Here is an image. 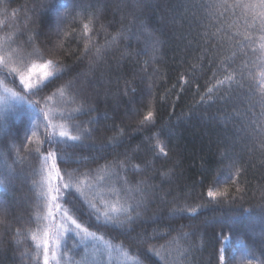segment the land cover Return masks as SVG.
I'll return each instance as SVG.
<instances>
[{
    "label": "snow or ice",
    "instance_id": "6c2138e0",
    "mask_svg": "<svg viewBox=\"0 0 264 264\" xmlns=\"http://www.w3.org/2000/svg\"><path fill=\"white\" fill-rule=\"evenodd\" d=\"M88 6L94 11L82 16V0H32L31 7L26 4L22 10L27 22L41 28L46 43H36L35 31L23 44L12 36L0 41V86L4 88L0 95V190L8 194L0 201V226L4 229L0 231V250L5 244L2 237L15 223L19 225L13 234L18 264H40L41 260L42 264H106L105 258L116 264L120 258L127 259L133 248L136 264H143L146 254L165 264L170 259L172 264H185L189 258L198 264L195 254L203 246V224L181 221L227 203L241 211L233 212L232 219L219 226V247L214 248L208 264H234V255H228L234 242L250 251V237L241 233L235 218L258 213L257 226L264 237V198L244 208L243 196L237 198L227 190L228 183L242 176L234 159L235 148L227 144L218 146L223 149L220 163L227 162L229 169L226 180L217 173L206 193H199L196 199L184 193L176 183L183 176L181 158L172 159L176 125L171 120L162 123L151 102L159 71L156 54L163 47L162 34L148 23L147 14L155 6L148 0H106L99 8L91 3ZM181 7L183 15L191 12L198 20L207 21L201 25L208 46L205 51L218 57L216 68L211 69L210 86L201 93L196 84L199 104L227 106L243 96L247 109L240 115L251 113L250 123L243 128H251L253 150L260 152L264 164V0H188ZM107 13L119 16V20L106 25ZM37 16L49 18L47 29ZM69 17L80 19L79 39L73 38L77 43L83 41L82 49L65 53L75 56L72 66L58 58L65 38L77 33L75 28L64 31ZM169 21L173 27H182L175 15L163 14L162 22ZM113 24L118 26L109 38L108 29ZM131 38L137 40L138 47L126 45L113 58V65L107 53ZM236 49L254 57L245 62L244 69L233 67ZM126 59L134 63L128 71L124 70ZM248 63L254 64L255 72L248 71L246 78ZM190 67L194 73L197 65ZM184 76L181 73L173 88L184 91L188 83ZM17 78L15 89L7 86L15 85ZM102 100L111 101L104 112L99 111ZM231 114L225 112V124ZM137 135L141 139L131 147ZM148 228H152L151 234ZM161 230H166L164 236L176 233L168 245L176 247L175 257L165 254V245L154 242ZM73 237L72 246L67 247V240ZM81 244L85 255L78 260L79 253L74 250ZM247 264H252V258Z\"/></svg>",
    "mask_w": 264,
    "mask_h": 264
},
{
    "label": "trees",
    "instance_id": "16d2710c",
    "mask_svg": "<svg viewBox=\"0 0 264 264\" xmlns=\"http://www.w3.org/2000/svg\"><path fill=\"white\" fill-rule=\"evenodd\" d=\"M65 2L70 3L71 0H65ZM82 2L84 4L82 16H86L88 12L94 11L93 8L88 6L90 3L99 8L106 0H99V2L97 0H82ZM187 2L188 0H148V3L155 6L147 14L148 23L152 29L162 34L161 39L163 41L161 51L156 54L158 60L156 67L159 71L155 77L156 87L151 90L154 94V99L151 102L154 103L158 119L162 123L171 120L176 125L172 141L176 153L172 156V159L175 161L177 156L181 158L179 169L183 171V176L176 183H179L184 189V193L190 194V199H196L201 192L206 193V186L217 173H221V178L226 180L229 169L227 162L225 164L220 163V153L223 149L218 146L222 144L232 145L235 148L234 159L237 167L242 169V176L234 183H228L226 187L237 198L243 196L241 203L244 208H249L260 203L261 199L264 198V164L261 163V154L258 150H253L255 145L251 128L247 130L243 128L244 124L250 123L248 117L251 113H248L247 116L240 115L247 109V101L243 96L236 102H229L227 106L220 103L212 104L211 102L204 105L199 104L196 84H199L201 93L206 90V86H210L211 69L216 68L218 57L205 51L208 46L204 44L202 36L204 29L201 25L207 23V21L198 20L193 17L191 12L187 13L186 16L183 15L184 9L181 5ZM26 4L31 7L32 0H0V21H4V24H0V41L12 36L13 39H17L18 43L23 44L28 40L29 34L35 31L37 33L36 43L39 45L46 43L41 28L34 27L32 23L26 21L25 12L22 10V6ZM163 14L169 17L175 15L178 21H182V27H173L171 21L167 24L163 23ZM35 19L40 22L44 29L49 27L50 20L48 17L37 16ZM114 19L118 21L119 16L114 18L111 13H107L103 23L107 25ZM5 24L12 26L5 27ZM117 26L113 24L112 27H109V38L110 34L115 32ZM73 28L77 29V33L65 38L64 51L58 57L69 66L75 63V56L65 53H76L78 49L83 47L82 40L77 43V39H79L78 32L82 29L80 19L73 21L69 17L64 31L71 32ZM104 35V33L101 34V42H103ZM73 36H76L77 39H74ZM126 45L133 49L138 47L135 38L123 41L109 50L107 53L108 59L113 61V58L118 57ZM256 47H259L258 39ZM236 50L238 55L233 67L244 69L245 62L253 61L254 57L250 53L246 55L243 51ZM27 51H31V49L28 48ZM201 60H203V63H201ZM123 64L125 71L134 66V63L129 62L127 59L123 61ZM191 64L197 65L194 73L190 67ZM248 71L255 72L253 63L247 64L245 69L246 78H248ZM181 73L185 74L184 79L188 81L184 85V91H181L179 87L173 88V85L180 82ZM189 73L192 74L189 75ZM16 85H19L18 78L15 85L7 84L8 87L13 89ZM0 95L2 94L0 93ZM137 99L139 100L140 97H137ZM126 103L127 99L125 98L122 101L121 111H123V105ZM110 104L111 101L105 103L102 100L99 111L108 110ZM225 112L233 113L227 117V124L224 123ZM82 119L88 118L82 117ZM140 139L141 136L137 135L136 139L131 141L130 146L135 147ZM109 158L111 159V157ZM104 163L103 160L100 161L101 165H104ZM157 166L159 167V165ZM232 171L234 173L235 169ZM237 187L243 191L240 193L235 192ZM7 198L8 194L0 190V201ZM205 198H207L206 195ZM236 211H241V209L229 207L227 203H224L220 206H211L204 209L191 220L181 221V223H192L194 225L203 224L200 237L203 246L195 254L198 264H208V261L212 258L214 248L219 247L216 243L219 226L232 219L231 214ZM83 212L84 210L81 209L82 214ZM84 219L87 223L86 215ZM235 219L240 224L241 233L250 237L247 241L250 251H245L239 244L234 242L228 249V255H234V264H247L248 258H252V264H264V237L260 235L257 226L258 213L252 215L246 213ZM254 226H256L255 231H253ZM16 227H19V225L13 223L11 231L2 237L5 244L3 249L0 250V264H18V256L14 254L13 247V234ZM3 230V227L0 226V231ZM163 231L166 230H161L154 242L158 246L165 245L167 247L165 254L175 257L177 254L176 247H168V245L176 233L173 232L171 236H164ZM185 231H188V229L186 228ZM148 232L151 234L152 228H148ZM112 235L115 236L116 233L114 232ZM113 242L120 243L119 240ZM72 243L73 238H69L67 247H71ZM84 249L85 246L81 244L74 250L79 253L76 259L79 260L84 256ZM135 252L136 249L133 248L127 259L123 258L122 261H117L116 264H136L138 257L133 254ZM40 264H42V260ZM143 264H165V262L154 255L146 254L143 258ZM168 264H172L171 259ZM185 264H192L191 258Z\"/></svg>",
    "mask_w": 264,
    "mask_h": 264
},
{
    "label": "rangeland",
    "instance_id": "374dc122",
    "mask_svg": "<svg viewBox=\"0 0 264 264\" xmlns=\"http://www.w3.org/2000/svg\"><path fill=\"white\" fill-rule=\"evenodd\" d=\"M0 93L3 95L4 94V88H3V86H0ZM73 239H75L74 237H73ZM84 246V245H83ZM84 255H85V249H84ZM87 257H88V260L89 261H91V259H92V255H91V249L89 248L88 249V251H87ZM81 259V258H80ZM105 260H106V264H111V262H108L107 261V258H105ZM123 260V258H120L118 261H122Z\"/></svg>",
    "mask_w": 264,
    "mask_h": 264
}]
</instances>
